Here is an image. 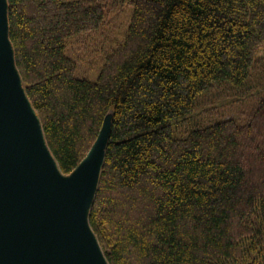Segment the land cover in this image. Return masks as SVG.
Returning <instances> with one entry per match:
<instances>
[{"label": "trees", "instance_id": "1", "mask_svg": "<svg viewBox=\"0 0 264 264\" xmlns=\"http://www.w3.org/2000/svg\"><path fill=\"white\" fill-rule=\"evenodd\" d=\"M7 3L15 65L62 174L110 114L88 213L108 264H264V0ZM126 6L97 77L77 76L66 47ZM258 69L262 90L240 118L207 108L185 126L211 92L245 95Z\"/></svg>", "mask_w": 264, "mask_h": 264}, {"label": "water", "instance_id": "2", "mask_svg": "<svg viewBox=\"0 0 264 264\" xmlns=\"http://www.w3.org/2000/svg\"><path fill=\"white\" fill-rule=\"evenodd\" d=\"M109 132L106 117L86 157L61 173L16 68L0 0V264H108L88 213Z\"/></svg>", "mask_w": 264, "mask_h": 264}, {"label": "rangeland", "instance_id": "3", "mask_svg": "<svg viewBox=\"0 0 264 264\" xmlns=\"http://www.w3.org/2000/svg\"><path fill=\"white\" fill-rule=\"evenodd\" d=\"M131 13L132 8L130 6H126L119 13L111 15L107 19L106 25L97 34H95L94 37L86 40V42H71V44L66 47L65 55L77 63V76L84 77L89 80H93L97 77V73L99 71L98 68L101 62L100 58H102L100 50L103 42L122 41L128 27ZM260 54H263V52H260ZM259 79L260 69L257 70V76L251 80L248 87V92L243 96L227 95V97H224V94H221V98H218L215 92H211L209 95L204 96L200 106L201 108L196 111L192 119L190 118L189 121L184 123L185 126L194 125L196 122L195 118H199L200 116L198 114L207 108H210V110L207 111L208 113H204V115L208 117L212 115L215 118L213 121L217 120L218 118H240L242 113H245L250 107H252L253 103L256 101L257 94L262 90L261 87L256 85V83L259 82ZM211 110L213 111L211 112ZM204 115H201L200 118L204 119ZM107 118L110 121V114L107 116ZM179 125L175 127V133H179L180 130H183V124Z\"/></svg>", "mask_w": 264, "mask_h": 264}]
</instances>
